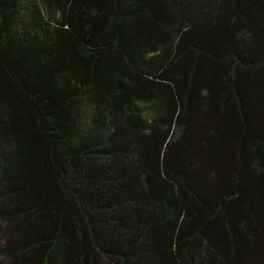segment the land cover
<instances>
[{"label":"trees","instance_id":"1","mask_svg":"<svg viewBox=\"0 0 264 264\" xmlns=\"http://www.w3.org/2000/svg\"><path fill=\"white\" fill-rule=\"evenodd\" d=\"M0 264H264V0H0Z\"/></svg>","mask_w":264,"mask_h":264}]
</instances>
